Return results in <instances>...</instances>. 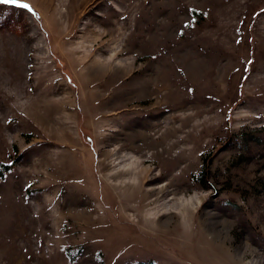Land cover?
I'll list each match as a JSON object with an SVG mask.
<instances>
[{"label": "rangeland", "instance_id": "obj_1", "mask_svg": "<svg viewBox=\"0 0 264 264\" xmlns=\"http://www.w3.org/2000/svg\"><path fill=\"white\" fill-rule=\"evenodd\" d=\"M23 2L0 5V264H264V0ZM146 133L157 161L119 150Z\"/></svg>", "mask_w": 264, "mask_h": 264}, {"label": "bare ground", "instance_id": "obj_2", "mask_svg": "<svg viewBox=\"0 0 264 264\" xmlns=\"http://www.w3.org/2000/svg\"><path fill=\"white\" fill-rule=\"evenodd\" d=\"M168 74V73H167ZM169 75V74H168ZM164 76V75H163ZM165 77V76H164ZM169 77V76H168ZM166 78H167V76H166ZM167 82V81H166ZM168 83V82H167ZM165 85H167V84H165ZM164 84L162 85V84H158L157 86H155L154 88H156V87H158L159 89L161 88V87H164L165 86ZM170 87V86H169ZM168 87V88H169ZM164 88H166V86L164 87ZM157 89V88H156ZM167 89V88H166ZM158 90V89H157ZM168 91V90H167ZM172 90H170V92H171ZM174 92V91H173ZM165 95V94H164ZM170 95H171V93H170ZM174 95V94H173ZM172 95V96H173ZM177 95V94H176ZM161 96H162V94H161ZM160 95H159V98L158 99H163L162 97H161ZM175 96V95H174ZM178 96V95H177ZM170 97V96H169ZM173 98H175V97H173ZM176 99H178V97L176 98ZM169 100V99H168ZM174 100V99H173ZM159 101V100H158ZM166 100H164L163 101V103L165 102ZM170 101H172V98H171V100ZM169 101V102H170ZM175 101V100H174ZM167 103H168V101H167ZM174 103V102H173ZM166 104V103H165ZM161 105V104H160ZM172 105V104H171ZM94 106V105H93ZM162 106H164V105H162ZM162 106H159V104H158V107L157 108H161ZM156 108V109H157ZM67 109L69 110V111H73L74 110V106H72V105H69V106H67ZM96 109V108H95ZM155 109V110H156ZM153 113H150L148 116L150 117V116H152V115H160V114H162V113H160V111H157V112H154V111H152ZM95 116V115H94ZM97 116V115H96ZM172 116H170V118H171ZM98 118H105V116H102V115H99V116H97V119ZM101 121V120H100ZM103 122V121H102ZM100 123V122H99ZM159 126V123H153V124H147V125H145V129L147 130V131H149V130H153V129H155L156 127H158ZM158 131V130H157ZM142 135H144V136H146V137H144V140H141V142H139V143H135V141L129 136V137H126L125 139H123V140H121V141H119V145H118V147H119V150H124V149H130L131 151H133V152H135V153H137V154H141V152H142V155H140L142 158L143 157H147L150 161H152V160H154V161H157L158 159H159V157H160V155H161V153H160V151H158V150H154V151H152L151 153H149V154H147V153H143V150L146 148L145 146H147V147H150L151 149H154V148H152L153 146H154V143H152V142H150V138H152L153 139V141H156V140H158V138H156V137H154L153 135L154 134H150V133H146V134H142ZM153 145V146H152ZM71 150H73V151H79L80 149L78 148V147H75V146H73L72 148H70ZM140 158V157H139ZM148 159H147V161H148ZM138 163H139V165H144L146 162H145V160H141V162L139 161V159H138ZM152 171V169H150V168H144V169H141V170H136V168H134V169H132L130 172H129V175L130 176H132V177H135V178H137V179H139L141 182H143V184L145 185V181H146V179L148 178V176H146L147 174H149V172H151ZM146 172H147V174H146ZM144 174H146V175H144ZM156 180V178H153V179H147V182L146 183H150V182H152V181H155ZM133 186V184L131 183V182H126L125 184H123V185H117V189H125V190H129L131 187ZM141 196H142V194H141ZM141 196H138V199H137V197H136V200H138L139 201V203L140 202H142L141 201ZM142 206V204H139L137 207H141Z\"/></svg>", "mask_w": 264, "mask_h": 264}, {"label": "snow or ice", "instance_id": "obj_3", "mask_svg": "<svg viewBox=\"0 0 264 264\" xmlns=\"http://www.w3.org/2000/svg\"><path fill=\"white\" fill-rule=\"evenodd\" d=\"M0 5L5 6H16L23 9H30V5L27 3H24L23 0H0Z\"/></svg>", "mask_w": 264, "mask_h": 264}]
</instances>
